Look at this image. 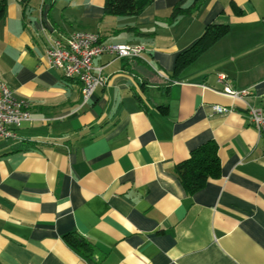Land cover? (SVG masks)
I'll use <instances>...</instances> for the list:
<instances>
[{
  "label": "crops",
  "instance_id": "0c3cea01",
  "mask_svg": "<svg viewBox=\"0 0 264 264\" xmlns=\"http://www.w3.org/2000/svg\"><path fill=\"white\" fill-rule=\"evenodd\" d=\"M103 4L6 0L0 82L31 120L0 140V264H264V134L247 113L264 107V0ZM210 24L228 32L174 73ZM77 29L143 47L94 57L106 81L84 103L45 56L46 34ZM208 141L220 173L188 194L175 166Z\"/></svg>",
  "mask_w": 264,
  "mask_h": 264
},
{
  "label": "built area",
  "instance_id": "2783aa9c",
  "mask_svg": "<svg viewBox=\"0 0 264 264\" xmlns=\"http://www.w3.org/2000/svg\"><path fill=\"white\" fill-rule=\"evenodd\" d=\"M45 41L47 65L63 73L78 75L83 103L91 97L95 87L106 81L102 68L93 66L94 57L103 53L116 57H135L143 50L141 45L105 44L98 33L81 29L73 30L65 37L46 34ZM225 91L238 97L246 93L232 91L229 87ZM27 105L28 101L16 97L7 85L0 82V140H8V133H15V140L9 141H18L21 123L31 120V116H24ZM212 109L216 113L227 111V108L219 105H214ZM247 113L251 125L260 135L264 134V107L249 106Z\"/></svg>",
  "mask_w": 264,
  "mask_h": 264
},
{
  "label": "trees",
  "instance_id": "16d2710c",
  "mask_svg": "<svg viewBox=\"0 0 264 264\" xmlns=\"http://www.w3.org/2000/svg\"><path fill=\"white\" fill-rule=\"evenodd\" d=\"M151 1L152 0H104L103 11L105 14L109 15L138 14ZM5 6L6 0H0V19L4 16ZM180 9L181 8L176 5L173 8L172 16L178 14ZM227 32L228 26L226 24L207 25L200 37L190 47L177 55L174 73L195 61ZM175 173L188 194H193L201 189L208 178L216 177L220 173V162L217 155L216 144L213 141H208L191 150L189 157L175 166ZM68 235L74 238L72 234ZM68 235L65 236L67 240H69Z\"/></svg>",
  "mask_w": 264,
  "mask_h": 264
},
{
  "label": "bare ground",
  "instance_id": "6f19581e",
  "mask_svg": "<svg viewBox=\"0 0 264 264\" xmlns=\"http://www.w3.org/2000/svg\"><path fill=\"white\" fill-rule=\"evenodd\" d=\"M64 75L67 78H73L76 79L80 83V79L78 75L70 74V73H64ZM24 116H31L29 112V105L24 108ZM18 139H20V136L18 135ZM8 140H15V133H8Z\"/></svg>",
  "mask_w": 264,
  "mask_h": 264
}]
</instances>
